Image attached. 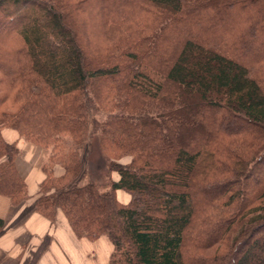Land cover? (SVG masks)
Masks as SVG:
<instances>
[{
  "label": "trees",
  "instance_id": "1",
  "mask_svg": "<svg viewBox=\"0 0 264 264\" xmlns=\"http://www.w3.org/2000/svg\"><path fill=\"white\" fill-rule=\"evenodd\" d=\"M5 129L48 149L36 211L105 235L107 264H264V0H0L17 205ZM91 134L103 188L82 181Z\"/></svg>",
  "mask_w": 264,
  "mask_h": 264
},
{
  "label": "crops",
  "instance_id": "2",
  "mask_svg": "<svg viewBox=\"0 0 264 264\" xmlns=\"http://www.w3.org/2000/svg\"><path fill=\"white\" fill-rule=\"evenodd\" d=\"M3 136L16 141L18 154L14 159L16 170L22 178L28 198L17 205L0 194V264H107L112 245L105 235L90 241L77 237L61 212L53 220L48 219L34 207L40 183L45 177L43 163L48 149L42 148L5 129ZM56 167L55 174L62 169ZM58 169V170H57ZM118 174H111L116 180ZM119 201L125 202L128 195L117 190Z\"/></svg>",
  "mask_w": 264,
  "mask_h": 264
},
{
  "label": "rangeland",
  "instance_id": "3",
  "mask_svg": "<svg viewBox=\"0 0 264 264\" xmlns=\"http://www.w3.org/2000/svg\"><path fill=\"white\" fill-rule=\"evenodd\" d=\"M95 137L96 136L91 134L89 138L90 148H91L92 153L87 162L88 166L85 167L86 168L85 175L83 176L82 181L92 180L100 188H103L106 185V182L108 181V179L111 178V174L114 172H111V174H109V172L107 171V166L103 164L102 162L103 159L101 158L97 150V138ZM122 160L124 162H127L129 158L124 157Z\"/></svg>",
  "mask_w": 264,
  "mask_h": 264
}]
</instances>
